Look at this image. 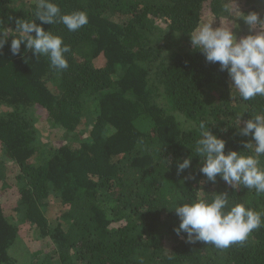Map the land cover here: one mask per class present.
<instances>
[{
	"label": "trees",
	"instance_id": "1",
	"mask_svg": "<svg viewBox=\"0 0 264 264\" xmlns=\"http://www.w3.org/2000/svg\"><path fill=\"white\" fill-rule=\"evenodd\" d=\"M255 1L246 0L243 13L257 11ZM36 2L0 0V30L9 35L0 49V107L7 108L0 114L1 162L9 158L20 170L16 205L0 202V264H264V227L218 249L177 236L180 221L171 210L181 200L227 191L234 203L264 212V194L228 186L219 175L209 181L192 151L201 120L226 141V154L246 151L251 137L239 133L236 114L245 112L243 127L264 109V98L243 101L227 71L190 42L205 15L227 18L222 7L231 0H55L62 13H88L89 23L74 32L35 18ZM16 19L62 36L69 67L58 71L23 44L13 56ZM97 59L105 61L97 66ZM40 118L64 130L66 143L43 150ZM189 156L191 166L178 173L177 162ZM51 196L61 202L52 219ZM20 225L51 240L44 259L27 263L11 252Z\"/></svg>",
	"mask_w": 264,
	"mask_h": 264
},
{
	"label": "clouds",
	"instance_id": "2",
	"mask_svg": "<svg viewBox=\"0 0 264 264\" xmlns=\"http://www.w3.org/2000/svg\"><path fill=\"white\" fill-rule=\"evenodd\" d=\"M222 13L228 19L235 16L243 20L249 27V34L238 38L230 24L213 27V21L209 20L198 23L191 30V45L204 55L207 62L218 63L221 72L227 71L231 89L243 101L264 98V18L256 11L245 14L227 3L223 5ZM34 17L42 23L62 24L73 32L89 23L86 11L62 13L55 0H37ZM15 25L14 31L19 35L11 38L13 56L21 54L23 44L25 51H31L33 56L47 57L50 65L58 71L69 67L65 54L71 49L62 36L45 31L33 19H16ZM256 28L259 31L252 34ZM8 38V31L0 30V49L8 43ZM244 113L236 114L235 125L242 136L251 137L244 142L246 151L229 150L226 154V141L214 134L204 120L196 126L199 136L192 151L200 157L199 172L209 181L215 183L219 175L228 186H243L254 189L258 195L264 194V166L260 159L264 157V109L250 113V118L240 127ZM158 151L161 152L160 146ZM191 160L189 156L182 162L178 161L177 172L188 169ZM171 210L180 221L174 228L177 236L186 233L187 243L199 241L218 249L244 242L254 230L264 227V212L256 211L245 203H234L227 191L215 193L207 199L181 200L174 203Z\"/></svg>",
	"mask_w": 264,
	"mask_h": 264
},
{
	"label": "rangeland",
	"instance_id": "3",
	"mask_svg": "<svg viewBox=\"0 0 264 264\" xmlns=\"http://www.w3.org/2000/svg\"><path fill=\"white\" fill-rule=\"evenodd\" d=\"M245 1L246 0H231L230 3L233 8H239L240 11L243 12L249 8V6L245 4ZM252 7H257L258 10L256 12H258L259 15L264 18V0H257L255 2H252ZM209 20L213 21V27L230 24V26L233 27V30L236 32L238 38L249 34V27L246 24L237 28L236 25L238 24L232 19H218L213 14L209 13L205 15V17L202 19V22H206ZM255 31H259V28L252 30V34H254ZM163 43H165V41H163ZM104 61L103 59H97L95 63L97 66H100ZM93 109V106L87 104L85 107V112L91 113ZM6 110L7 108L3 106L0 107V114L5 112ZM90 117L91 120L94 119L93 115H91ZM36 123L37 124L35 125V127L39 128L36 139L40 144L43 143V150H56L59 146L66 143V138L62 137L64 130L50 128L49 125L45 122V119L40 118V120H38V122ZM5 157V153H3V148L1 147L0 143V202L4 206H7V208H12L16 205L17 201L16 194L18 191V181L16 180V175L20 170L17 163L9 158L2 163L1 160L3 158L5 159ZM46 201L49 202V212L47 215L52 219L57 215L56 213L61 207V202L60 199L55 196H51ZM10 213V215L14 217L15 212L10 210ZM19 234V239L11 248V252L16 256L22 257L24 259V262L28 263V261H30L32 258H35L36 260H40V258L44 259V256L49 253L50 247H52V242L49 238L35 239V235L28 229L26 225L19 226ZM39 249H44L45 253L38 257L37 251ZM49 264H59V262L54 259L50 260Z\"/></svg>",
	"mask_w": 264,
	"mask_h": 264
}]
</instances>
